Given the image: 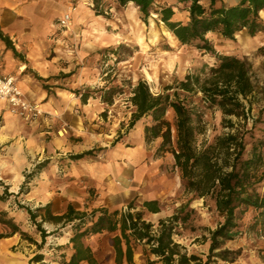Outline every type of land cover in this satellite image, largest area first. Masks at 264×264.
Here are the masks:
<instances>
[{"label": "rangeland", "instance_id": "rangeland-1", "mask_svg": "<svg viewBox=\"0 0 264 264\" xmlns=\"http://www.w3.org/2000/svg\"><path fill=\"white\" fill-rule=\"evenodd\" d=\"M223 2L231 5L238 0ZM202 3L207 5L208 0H202ZM22 4L28 11L24 19L31 24V28L27 27V30L39 42L44 43L45 49L42 51L48 54V58L57 57L64 66L73 64L70 73L74 74L65 78L58 77L53 85L64 88L67 92L75 89H98L89 99L88 110L84 111L82 107L79 109L82 118L81 134L79 137H71V149L65 150L58 144L61 150L51 157L47 156L48 164H53L54 167L53 191L65 193V200L58 207L65 208L68 200L73 201L79 210L87 208L89 213L94 209L91 205L102 198V189L91 187L84 180L73 183L68 174L69 165H72L70 153L94 149L93 155L87 157L90 164L107 162L114 171L118 169L117 164H122L125 168V177L110 174L104 184L121 186L123 189L115 197L123 203L118 209H125L130 201L137 207L146 199H156L170 215L182 207L196 210L190 214V224H182L179 234L173 237L175 242L184 247L182 251L187 255L196 253L203 260L205 256L200 255L207 252L202 246L206 247L208 229L215 228L221 218L209 206L210 202L209 205H204L203 199H192V194L183 186L172 155L168 152H156L159 139L149 144L144 142L143 127L149 122V118H142L127 131L134 109L129 101L130 91L139 79L145 80L153 93H159L164 85H174L187 73L198 72L205 65L212 66L216 63L210 54L203 53L194 46L181 45L155 14L161 7L171 6L174 11L173 20L185 23L188 21V13L184 6L175 0L156 1L150 17L144 22L142 14L133 3L120 5L117 0H105L102 14L99 15L92 9L91 0H23ZM70 9L69 29L59 28V18ZM260 16L264 19V11ZM208 37L218 53L239 57L250 64L255 88L250 114L256 118L259 110L264 108V56L259 52V48L264 46V31L250 36L245 30H241L233 40L223 39L217 34H209ZM110 86H118L120 90L114 96L113 103L107 105L101 101L99 89ZM71 94L70 97H74V93ZM198 97L199 95L193 96V101L201 107L203 113L205 131L198 136V144H201L203 141H211L224 129L221 126V112L216 108L204 107ZM53 115L59 114L53 112ZM167 119L171 122L174 120L172 110L168 111ZM64 125L65 129L57 132L60 137L67 133V125ZM255 135L264 139V122L257 125ZM122 155L127 156L128 161L126 158L121 160ZM36 176L37 174L26 184L23 191L18 190L15 194L17 199H7L6 202L10 201L16 210V216L0 212V220L12 219L22 231L39 243V232L26 211L18 207L23 205L33 210L40 208L26 200V194ZM42 216L43 212H38L37 221ZM252 216L253 212L248 210L239 222L242 235L226 243V247L230 249L240 248L237 264H264V232L260 234L256 228L249 227ZM42 227L47 233H51L40 248L25 240L19 233L17 237L26 248L42 254L43 263L61 264L62 260H68L72 253L69 242L73 234L71 226L65 225L55 230L54 224L43 222ZM9 232L10 229L0 222V233ZM111 238L112 234L105 231L85 239V244L93 250L99 264H116ZM148 258L154 260L155 256L148 253L147 245L137 243L135 264H147ZM154 264L161 263L156 261Z\"/></svg>", "mask_w": 264, "mask_h": 264}, {"label": "trees", "instance_id": "trees-1", "mask_svg": "<svg viewBox=\"0 0 264 264\" xmlns=\"http://www.w3.org/2000/svg\"><path fill=\"white\" fill-rule=\"evenodd\" d=\"M105 0H91L92 9L97 15L102 14ZM159 0H117L118 4L133 3L143 16L144 22L150 17L153 5ZM182 4L188 13V21L173 20L174 11L171 6L161 7L155 11L169 32L181 45L194 46L197 50L210 54L216 63L205 65L198 72H190L174 85H164L162 91L153 93L148 83L139 79L131 88L129 101L133 106L127 131L142 118H149L143 127V139L146 144L159 139L156 152L170 153L174 166L178 168L185 190L192 194V199H203L204 205H210L221 220L213 229H208L207 254L204 260L197 255H187L184 247L174 241L179 234V227L190 224L191 212L196 210L182 207L167 219L159 220L157 227L144 218L145 211H160L156 199L142 202L136 210L133 201L125 209L110 210L106 207L92 209L89 213L78 211L72 205L63 214H53L50 205L31 210L18 205L26 211L30 221L40 234V242L22 231L12 219H1L0 222L10 232L0 233V239L19 233L25 240L40 248L51 232L42 227L43 222L52 223L58 230L70 225L73 232L69 239L72 254L61 264H99L91 248L85 244L90 235L102 232L115 233L111 244L115 253V262L135 264L133 256L137 243L147 245L148 253L156 259H147V264L156 261L161 264H215L218 261L234 262L241 254L240 248L226 247L242 235L239 222L244 214L251 210V229L260 234L264 232V139L255 135L257 125L262 122L264 108L259 110L256 118L251 117L252 97L255 92L251 79L250 64L233 55L218 53L209 40V34H217L223 39L233 40L235 35L245 30L254 36L264 31V19L260 13L264 11V0H238L226 5L223 0H175ZM0 39L10 48L15 57L23 60L8 36L0 29ZM264 56V46L259 48ZM71 73H60L57 77H68ZM42 79L40 77H37ZM48 80V79H42ZM47 86H44L46 88ZM118 86L99 89V97L103 103L111 105L114 96L119 92ZM98 89H75L71 92L79 97L82 104L93 97ZM199 95V102L206 108H216L221 112V126L224 131L211 141L198 144V136L205 131L203 113L193 96ZM174 113V120L167 119L168 111ZM251 124L249 125V119ZM94 149L69 156L70 160H80L92 156ZM48 160L35 165L33 171L25 175L23 188L33 177L46 167ZM26 192V190L24 191ZM10 195L3 189L0 200ZM38 212H43L37 221ZM2 215V214H1ZM191 226V225H190ZM193 230V229H192ZM43 255L35 254L29 264L43 263Z\"/></svg>", "mask_w": 264, "mask_h": 264}, {"label": "crops", "instance_id": "crops-1", "mask_svg": "<svg viewBox=\"0 0 264 264\" xmlns=\"http://www.w3.org/2000/svg\"><path fill=\"white\" fill-rule=\"evenodd\" d=\"M22 1L0 0V29L4 35L9 37L12 45L23 58L21 60L15 57L12 50L0 39V74L14 76L25 95L31 100L40 102L46 114L37 121L27 122L12 115L9 112L8 104L0 100V196L5 187L10 194L4 201L0 200V212H6L11 217L16 216V210L10 201L6 202L7 199L18 198L15 194L22 187L25 175L34 169L35 164L41 163L45 159L48 160V155L51 157L52 154L61 150L58 144L65 150L71 149V137H79L81 134L82 118L79 109L82 107L84 111H87L90 106L89 100L82 104L75 94L74 97H70L71 91L67 92L66 89L53 85L56 82L55 79L58 78L57 75L71 72L73 64L68 63L64 66L56 59L57 57L48 58V54L42 51L45 49L44 43L39 42L31 35L30 30H27V27L31 28V24L24 19L28 11ZM37 77L48 80L44 81ZM44 86L47 87L44 88ZM53 112H58L59 115L55 116ZM64 124L67 125V133L60 137L57 132L65 129ZM81 152L83 151L79 153ZM73 154L77 153H70L69 156ZM87 157L75 161L70 160L72 163L68 169L70 180L73 183L84 180L89 186L102 189V198L95 201L91 205L92 208H121L123 203L115 198L123 192L121 186H105L104 184L110 174L125 177V168L122 167V164H117L118 169L114 171V168H111L107 162L90 164ZM121 158V160L126 158L128 161L125 155H122ZM52 176H54V167L53 164H48L37 174L36 179L32 180L26 200L38 207L49 204L55 215L65 213L69 205H72L75 210L82 211L79 210V207L74 206L73 201L68 200L65 208L58 207V204L65 200V193L53 191L54 179ZM141 204L136 207V210L141 208ZM28 208L33 210L31 207ZM83 210L87 212V208ZM170 216L161 206L157 213L145 211L144 214L145 220L154 225H157L159 220L167 219ZM117 233L118 231L114 234L111 233L112 237ZM35 241L38 242L36 239ZM203 247L207 250L208 243L206 242V247L205 245ZM36 253L33 252V249L22 245L17 233L0 239V264H29V260ZM113 254L115 262L114 249ZM206 254L207 252L200 257ZM133 261L135 263L134 256ZM80 264L88 263L82 261ZM121 264L127 263L123 261ZM215 264H237V260L231 263L218 261Z\"/></svg>", "mask_w": 264, "mask_h": 264}, {"label": "built area", "instance_id": "built-area-1", "mask_svg": "<svg viewBox=\"0 0 264 264\" xmlns=\"http://www.w3.org/2000/svg\"><path fill=\"white\" fill-rule=\"evenodd\" d=\"M70 21L71 9L59 18V28L68 30ZM0 100L8 104L12 115L27 122L37 121L45 114L40 102L29 99L11 75L0 74Z\"/></svg>", "mask_w": 264, "mask_h": 264}, {"label": "bare ground", "instance_id": "bare-ground-1", "mask_svg": "<svg viewBox=\"0 0 264 264\" xmlns=\"http://www.w3.org/2000/svg\"><path fill=\"white\" fill-rule=\"evenodd\" d=\"M136 9V8H135ZM174 37V36H173ZM175 38V37H174ZM139 44V43H138Z\"/></svg>", "mask_w": 264, "mask_h": 264}]
</instances>
